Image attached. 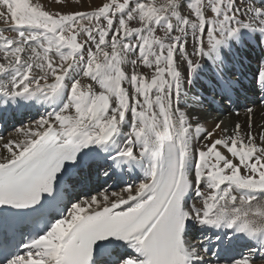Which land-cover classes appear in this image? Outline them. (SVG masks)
<instances>
[{
    "label": "snow or ice",
    "instance_id": "1",
    "mask_svg": "<svg viewBox=\"0 0 264 264\" xmlns=\"http://www.w3.org/2000/svg\"><path fill=\"white\" fill-rule=\"evenodd\" d=\"M37 106L0 264H264V0H0V116Z\"/></svg>",
    "mask_w": 264,
    "mask_h": 264
},
{
    "label": "bare ground",
    "instance_id": "2",
    "mask_svg": "<svg viewBox=\"0 0 264 264\" xmlns=\"http://www.w3.org/2000/svg\"><path fill=\"white\" fill-rule=\"evenodd\" d=\"M253 44H255V43H253ZM253 47H255V46H253ZM247 49H248V48H245V49L241 50V53H242L244 50H247ZM258 49H261V48L258 47ZM258 49H251L250 51H251L252 53H256V52H258ZM247 51H248V50H247ZM212 117H214V116H212ZM219 118H222V117H219ZM224 118H225L224 121H225L226 123H228L230 120H235V119H236V117H234V116L230 117L229 115L224 116ZM210 119H211V118H210ZM210 119H209L208 124L205 125L206 127H211ZM240 119L243 120V112H241V117H240ZM256 120H257L258 122L260 121V115H259V114L256 116Z\"/></svg>",
    "mask_w": 264,
    "mask_h": 264
},
{
    "label": "rangeland",
    "instance_id": "3",
    "mask_svg": "<svg viewBox=\"0 0 264 264\" xmlns=\"http://www.w3.org/2000/svg\"><path fill=\"white\" fill-rule=\"evenodd\" d=\"M43 2L46 4V5H48V4H51L52 3V0H43ZM84 2H85V5L87 4V3H96V4H98L99 2H100V0H84ZM65 10H68V9H65ZM220 119H223V120H225V118L224 117H222V118H220ZM210 122H211V119H210ZM10 135H7L5 138H8ZM119 190V189H118ZM117 190V191H118Z\"/></svg>",
    "mask_w": 264,
    "mask_h": 264
}]
</instances>
